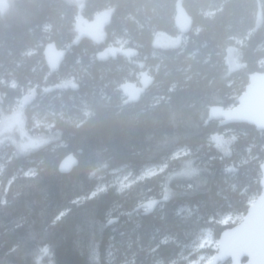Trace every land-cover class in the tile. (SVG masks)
Returning <instances> with one entry per match:
<instances>
[{
	"label": "trees",
	"instance_id": "obj_1",
	"mask_svg": "<svg viewBox=\"0 0 264 264\" xmlns=\"http://www.w3.org/2000/svg\"><path fill=\"white\" fill-rule=\"evenodd\" d=\"M178 2L191 20L183 33ZM108 8L103 40L74 42L76 24ZM260 9L264 0H9L0 10V115L32 90L26 129L54 138L23 155L0 147V264L213 256L216 246L199 247L204 232L217 244L237 223L224 220L241 219L261 190L264 131L208 115L233 107L249 75L264 69ZM157 32L182 42L156 47ZM49 43L60 56L54 70ZM231 47L241 53L234 70ZM68 78L76 87H56ZM223 138L226 154L215 144ZM67 157L73 163L62 169ZM148 200L157 203L145 211Z\"/></svg>",
	"mask_w": 264,
	"mask_h": 264
},
{
	"label": "rangeland",
	"instance_id": "obj_2",
	"mask_svg": "<svg viewBox=\"0 0 264 264\" xmlns=\"http://www.w3.org/2000/svg\"><path fill=\"white\" fill-rule=\"evenodd\" d=\"M9 0H0V10L7 7ZM112 13V8H108L99 11L95 14V17L91 21H82L76 24V37L74 42H77L82 36H87L94 42H101L104 38V25L109 20ZM174 23L177 29L183 33L188 30L191 26V20L187 13L178 2L176 5V12L174 16ZM182 42L181 34L176 36H170L164 32H157L154 38V46L156 47H173L179 45ZM110 54L109 51L103 50L97 54L99 58H106ZM45 61L48 64L50 70H54L59 65L60 56L55 46L51 43L47 44L44 49ZM238 63L240 60L236 59ZM232 66L228 65V69L232 70ZM56 87H76V83L73 78H68L60 81ZM34 97V92L32 90L27 91L18 99L16 105L7 114L0 115V147L12 146L14 153L16 155H23L32 150H35L45 143L49 142L54 138L53 135H43V134H31L28 132L25 126V116H24V106ZM227 143L226 138L217 139L215 144L223 152L227 153ZM73 163L71 157H67L62 161L61 168L67 169ZM150 172H154L152 169ZM125 177L120 179V183L125 182ZM166 192V193H165ZM164 196H167L168 190L165 189ZM164 199V198H162ZM157 200H148L142 204L145 211H150ZM240 216H228L224 221H231L233 223L238 222ZM217 244L213 241V237L209 231H205L199 247L212 246L215 247ZM212 256H206L202 253L198 256V259L191 261L189 264H205Z\"/></svg>",
	"mask_w": 264,
	"mask_h": 264
},
{
	"label": "water",
	"instance_id": "obj_3",
	"mask_svg": "<svg viewBox=\"0 0 264 264\" xmlns=\"http://www.w3.org/2000/svg\"><path fill=\"white\" fill-rule=\"evenodd\" d=\"M107 51L113 52L111 48ZM235 102L230 108L213 106L209 119L219 125L245 123L264 130V72L250 76ZM259 169V194L237 223L220 232L216 251L205 264H264V159Z\"/></svg>",
	"mask_w": 264,
	"mask_h": 264
},
{
	"label": "flooded vegetation",
	"instance_id": "obj_4",
	"mask_svg": "<svg viewBox=\"0 0 264 264\" xmlns=\"http://www.w3.org/2000/svg\"><path fill=\"white\" fill-rule=\"evenodd\" d=\"M263 26H264V10L260 9L259 11H257L256 20H255V28L254 29H257V28L258 29H263ZM236 59L240 60V62L238 63V61ZM261 62L264 63L263 60ZM226 63H227V65H230V66L233 67L232 70L237 69V68L240 67L241 53H240V50L238 48L231 47V48L228 49L227 56H226ZM256 72H264V69L263 70H259V71L257 70L254 73H256ZM252 74L249 75L248 81H249V78H250V76ZM248 81H247V83H248ZM259 131H264V130H259Z\"/></svg>",
	"mask_w": 264,
	"mask_h": 264
},
{
	"label": "bare ground",
	"instance_id": "obj_5",
	"mask_svg": "<svg viewBox=\"0 0 264 264\" xmlns=\"http://www.w3.org/2000/svg\"><path fill=\"white\" fill-rule=\"evenodd\" d=\"M114 52V51H113Z\"/></svg>",
	"mask_w": 264,
	"mask_h": 264
}]
</instances>
